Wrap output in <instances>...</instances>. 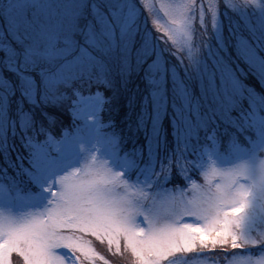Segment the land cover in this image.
<instances>
[{
    "label": "snow or ice",
    "instance_id": "1",
    "mask_svg": "<svg viewBox=\"0 0 264 264\" xmlns=\"http://www.w3.org/2000/svg\"><path fill=\"white\" fill-rule=\"evenodd\" d=\"M140 3L161 19L184 16L191 43L173 54L187 69L222 7L238 33H264V0ZM130 8L128 0H0V264H97L98 256L109 264L105 245L131 264H175L178 254L185 264H264V129L251 150L223 156L246 131L223 58L199 70L223 113L210 123L170 116L169 131L163 101L133 137L118 114L105 121L101 85L132 77L155 97L167 71ZM85 151L99 164L82 166Z\"/></svg>",
    "mask_w": 264,
    "mask_h": 264
},
{
    "label": "rangeland",
    "instance_id": "2",
    "mask_svg": "<svg viewBox=\"0 0 264 264\" xmlns=\"http://www.w3.org/2000/svg\"><path fill=\"white\" fill-rule=\"evenodd\" d=\"M147 2L151 4L153 0H147ZM187 2L188 0H157L158 5L159 3L183 5ZM128 3L131 5L130 12L139 25L138 30L143 31L147 42L159 52L160 61L167 71L161 83L156 85L153 90L156 92L155 97H153L152 92L138 84L136 78L130 77L127 84H122L119 76L114 75L111 84L113 95L119 100L123 99L124 103H128L127 112L132 113L131 111L134 109L136 118L124 116L123 111L117 107L123 105L122 108L124 109V104L120 105L119 102L115 101L112 103L115 107L104 113L105 121L109 115L118 114L116 115V119L119 121L118 127L129 137H133L134 133L140 132L138 123L142 124L145 130L151 126L153 104L163 101L165 112L161 123L166 124L169 131L173 126L172 121L169 120L170 116L173 120L179 115L181 119L187 117L194 123H210L214 113L220 115L223 113L217 106L214 97L205 92L199 70L211 69L215 58L219 56L231 67L236 77L233 81V115H236L237 112L242 113L245 120H241L240 124L246 127L243 135L238 133L240 147L225 149L223 156L230 157L251 150V141L254 138L259 140L258 133L264 129V33H250L243 30L238 33L233 27L230 13L222 7L217 28L215 30L211 27L208 28L206 48L202 52H197L194 68L187 69V64L182 65L178 56L173 54L174 51H185L186 53L192 39L191 33L184 28V16L181 12L177 10L174 17L161 19L158 11L151 15L146 12L140 0H128ZM204 3L207 5V0H204ZM173 18L178 20L176 25L171 24ZM156 19H160L161 29L159 33L155 30L152 22ZM196 43H199V38H197ZM146 96L147 99H145ZM85 110L88 112L95 111L96 103H89L85 106ZM142 110L147 115L146 120L141 116ZM123 121L127 123L122 125ZM130 124L132 125L130 126ZM128 129L130 133H128ZM212 155L219 162H224L223 159H220L221 154L219 152L213 151ZM205 159L207 160V156ZM232 163L239 164L241 161H233ZM85 164H99V161L85 151L81 165L84 166ZM211 166L210 164L209 171ZM193 180L197 185L206 183L200 173H197ZM179 183L184 188L186 198H191L195 194L191 184H186L183 181ZM168 187L171 190L173 185ZM104 255L109 264H131V259L127 255H112V253L107 252L106 245ZM186 256L187 254H178L175 264H185ZM197 259L201 258L193 257L187 261V264H196ZM97 264H100L99 256L97 257Z\"/></svg>",
    "mask_w": 264,
    "mask_h": 264
},
{
    "label": "trees",
    "instance_id": "3",
    "mask_svg": "<svg viewBox=\"0 0 264 264\" xmlns=\"http://www.w3.org/2000/svg\"><path fill=\"white\" fill-rule=\"evenodd\" d=\"M100 91H102V92H104V94H105V97H106V99H110V104L107 106L108 107V109H110V108H112V107H115V106H113V104L112 103H114L115 101L116 102H119L118 104H124V109L122 108V106L123 105H121V106H117V107H119V110H122L123 112H122V114L124 115V116H128L129 118L130 117H135L136 118V114H135V112H134V109L131 111L132 113H129V112H127L128 111V108H127V105H128V103L126 104V103H124L123 102V99H121V100H119V99H117L116 97H115V95H113V87L112 86H108V87H106V86H104V85H101L100 86ZM142 91V90H141ZM112 105V106H111ZM129 110H130V108H129ZM109 111H111V110H109ZM104 115V114H103ZM105 116V115H104ZM125 123H127V122H125V121H123V123H122V125H124ZM128 125H129V123H128ZM132 124H130V126H131ZM128 133H130L129 132V129H128Z\"/></svg>",
    "mask_w": 264,
    "mask_h": 264
}]
</instances>
